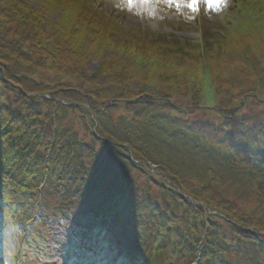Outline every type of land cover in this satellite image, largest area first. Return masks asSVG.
<instances>
[{"label": "trees", "instance_id": "1", "mask_svg": "<svg viewBox=\"0 0 264 264\" xmlns=\"http://www.w3.org/2000/svg\"><path fill=\"white\" fill-rule=\"evenodd\" d=\"M32 2L58 10L61 19L49 22L42 10L31 8ZM86 3L0 0V157L17 161L27 155L50 173L35 208L26 200L33 181L20 179L19 169L7 171L0 161L1 193L5 199L23 196L18 198L22 211L13 203L5 214L22 213L24 222L37 211L27 242L45 241L36 237L40 228L50 235L47 254L55 264H80L81 252L69 233L93 242L102 235L98 226L104 219L97 209L105 195L121 212L139 197L159 212L162 223L155 240L140 250L137 264H168L167 236L175 251L188 255L185 264H264L262 34L233 35L216 54L207 47L203 57L180 40L170 41L166 51L161 43L146 42L147 33L117 39V27L90 13ZM236 50L238 56H225L223 66L212 65L222 53ZM92 57L98 59L94 70ZM210 94L217 105L208 106ZM61 112L71 123L66 128ZM115 117L123 120L130 143L104 132L101 123H114ZM153 126L161 127V137L170 141L217 149L224 166L158 164L157 154L139 146ZM147 165L156 166L157 173H146ZM131 173L155 195L135 193L126 184ZM61 178L70 181L61 184ZM7 185L13 194L5 192ZM116 222L103 227L104 234L119 227L116 243L123 264H136L132 235L121 240L125 225Z\"/></svg>", "mask_w": 264, "mask_h": 264}, {"label": "rangeland", "instance_id": "2", "mask_svg": "<svg viewBox=\"0 0 264 264\" xmlns=\"http://www.w3.org/2000/svg\"><path fill=\"white\" fill-rule=\"evenodd\" d=\"M87 1L88 2L86 3V5L89 10H98L99 12L97 14H100L101 19L104 23H113L115 27H117L115 31V37L117 39L126 40L130 37L139 38L143 30H145V33H147V37L145 38L146 42L156 45L161 43V48L166 51L170 50L168 43L170 41H173L172 38L182 40L191 39L194 41L199 40L198 33L203 32L205 26L209 27L211 24L216 25L215 21H223L224 14L226 13V11L229 12L231 7V0H221L219 4L224 6L219 11L214 12L213 10H208L205 5H202L201 3L200 10L198 12L189 13L185 8L180 9V7L177 8L173 4H167L166 6H164L160 2H154L151 0V2L149 1L147 4L143 3V6L135 8L133 10V13H129L128 9H124V0ZM30 6L34 10H42L45 13L46 19L50 20L49 22L51 23L55 24L61 19L60 12H58V10H49L48 5H46L44 2H32ZM91 11L89 12L91 13ZM263 13L264 9L263 12L260 11L259 14L261 15V24L259 30L264 31ZM190 16L196 17L193 22L190 19ZM217 27L219 28L220 25H216V28ZM154 34H158L161 37H155ZM238 54L239 52H237V50L234 51L233 54L227 53L226 55H223L222 53V56L224 57L216 59V61H214L212 65L216 69H218L225 64V56L226 58H231L232 55L237 57ZM97 62L98 59H96L95 57H92L90 59L89 66L91 70H94L96 68ZM218 103V101L214 102L213 98L209 96L207 103L208 106H215ZM60 116H62V118L65 120V122L62 124L63 128H66L68 124L71 125L65 113L61 112ZM216 116L219 117V114H217ZM102 124L104 126V132L106 134L113 137L114 139L119 140L121 143H130V140L126 136L127 130L124 127L122 119L115 117L114 123L105 120L101 123V126ZM80 129L86 131V128L83 126V124ZM161 133V127H151L148 135L143 138L141 144L139 145L150 150V153L157 154L155 155V161H157L158 164L168 166L170 163L185 167H198L204 165L208 168H222V163L216 158L213 152H210L211 148H198L197 150L192 149L189 145L185 146L176 141H170L167 138L161 137ZM130 176L131 177L127 176L128 178L125 179L131 182V184L133 183L134 188L136 189V183L133 182L132 178H135L136 175L132 174ZM139 189L144 192H147L148 190L150 194L155 195L152 190H149L146 187L141 186ZM18 213H20V211H18ZM35 234L36 237L40 240L42 237L45 241L51 240L48 232H43V230H41L40 228H37ZM20 236L21 233L19 232L16 237H6L4 241V244L6 243V246L4 247L3 252H1V254H3V259L1 260L0 256V264H11V261L14 260L15 256L17 257V252L20 249ZM13 241H15V245L14 247L10 248L9 245L12 244ZM10 256L12 257L10 258ZM28 261L29 264H31V258H28ZM22 264L27 263L25 261Z\"/></svg>", "mask_w": 264, "mask_h": 264}, {"label": "snow or ice", "instance_id": "3", "mask_svg": "<svg viewBox=\"0 0 264 264\" xmlns=\"http://www.w3.org/2000/svg\"><path fill=\"white\" fill-rule=\"evenodd\" d=\"M127 2H128L129 7H131L132 6V0H127ZM148 2H149V0H141V3H148ZM163 2L166 4H169V5L175 3L177 8L182 6L180 3V0H163ZM199 2H200V0H188V2L185 3L183 6L189 8L193 12H196L199 10V8H198ZM212 2L219 4L221 2V0H209V3H212ZM14 245H15V241H13L12 244L9 245V247L10 248L14 247Z\"/></svg>", "mask_w": 264, "mask_h": 264}, {"label": "bare ground", "instance_id": "4", "mask_svg": "<svg viewBox=\"0 0 264 264\" xmlns=\"http://www.w3.org/2000/svg\"><path fill=\"white\" fill-rule=\"evenodd\" d=\"M150 2H151V0H149ZM152 1H154V2H160L162 5H164V6H166L167 4L166 3H164L163 2V0H152ZM180 3H181V7L180 8H182L183 9V5H184V0H180ZM172 5V4H171ZM173 5L176 7V4L175 3H173ZM137 6V4L136 3H132V7H136Z\"/></svg>", "mask_w": 264, "mask_h": 264}]
</instances>
